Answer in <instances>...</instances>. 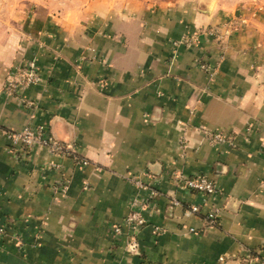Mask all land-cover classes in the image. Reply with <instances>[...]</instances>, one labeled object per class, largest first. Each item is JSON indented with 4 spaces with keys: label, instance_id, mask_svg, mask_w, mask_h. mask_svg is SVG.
I'll return each instance as SVG.
<instances>
[{
    "label": "crops",
    "instance_id": "obj_1",
    "mask_svg": "<svg viewBox=\"0 0 264 264\" xmlns=\"http://www.w3.org/2000/svg\"><path fill=\"white\" fill-rule=\"evenodd\" d=\"M129 6L35 9L16 33L0 30V264L264 263V21L175 47L242 10ZM26 59L42 81L5 94L8 69ZM25 126L86 165L13 146L8 133ZM201 127L233 135V146L210 145ZM194 175L216 194L184 188ZM137 197L146 223L130 251L123 219Z\"/></svg>",
    "mask_w": 264,
    "mask_h": 264
},
{
    "label": "built area",
    "instance_id": "obj_2",
    "mask_svg": "<svg viewBox=\"0 0 264 264\" xmlns=\"http://www.w3.org/2000/svg\"><path fill=\"white\" fill-rule=\"evenodd\" d=\"M234 17L225 18L220 28H216V26L207 27L206 29L197 28L195 30L186 31L183 36L174 41L173 45L183 46L186 48L194 47L199 41L200 36H208L212 37L215 40H221L223 36L228 34V30L233 26L241 25L243 21L241 19L238 21L237 19H233ZM238 23V24H237ZM231 28V29H232ZM224 31V32H223ZM201 69L206 72L213 74V68L209 65L203 64L201 65ZM42 81L41 70L37 63L34 60H27L25 63L23 62L21 65L12 67L8 73L6 74L5 81L2 86V90L7 95H15L21 89L27 88L31 85L38 84ZM19 102L22 106H31L32 102L25 99L24 97H20ZM205 140L210 145H218L226 143L230 146L234 144V137L231 134H226L220 131L211 130L205 127H201L198 129ZM44 128L42 126L31 127L25 126L20 130L11 131L8 133V138L13 146H18L20 150L28 149L33 146H43L46 147L52 154L61 155V156H70L72 159L81 165H86V161L77 157V155L73 154L70 146L65 145L57 140L52 138H46L43 136ZM181 183L184 188L202 193L207 197H212L216 194L217 188L212 181H210L207 177L203 175H194L189 178H184L181 180ZM136 186H141L139 181H134ZM65 188V186H63ZM145 201L144 199L137 197L132 199L129 206V211L125 215L123 219V225L130 229L131 234L128 241L126 242V246L130 251H134L137 248V242L135 240V234L140 230L146 223L143 212L145 211ZM174 204H177L174 202ZM198 207L192 206L190 208V212H197ZM218 216L217 208H210L204 215V223L206 226H212L216 223ZM114 231L116 234H120L121 229L120 226H114ZM160 231L157 227L153 228V232L157 233ZM188 232H194L193 228L188 229ZM4 233V227L0 225V237ZM243 263L241 264H264L262 261H258L257 258L248 254L243 258Z\"/></svg>",
    "mask_w": 264,
    "mask_h": 264
},
{
    "label": "rangeland",
    "instance_id": "obj_3",
    "mask_svg": "<svg viewBox=\"0 0 264 264\" xmlns=\"http://www.w3.org/2000/svg\"><path fill=\"white\" fill-rule=\"evenodd\" d=\"M202 2L211 4L214 9L242 10V14L232 17L238 21L241 19L243 24H246L247 19L258 22L264 21V0H0V30L16 33L14 24L17 25V22L22 21L24 16L30 18L35 13V9H124L129 4V7L136 9L141 6H148L152 9H196ZM245 11L251 12L247 15ZM230 17L229 15L226 18ZM222 23L223 21L216 25V28H220ZM239 27L241 26L231 27L232 29L230 28L228 34L223 38L230 35L234 30H238ZM206 28L202 27L201 29ZM27 60L29 59L23 62L25 63ZM23 62L14 64L8 71ZM5 78L6 75L2 86Z\"/></svg>",
    "mask_w": 264,
    "mask_h": 264
}]
</instances>
